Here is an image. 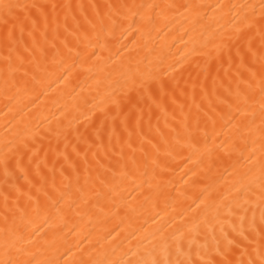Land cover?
<instances>
[{"label":"bare ground","instance_id":"6f19581e","mask_svg":"<svg viewBox=\"0 0 264 264\" xmlns=\"http://www.w3.org/2000/svg\"><path fill=\"white\" fill-rule=\"evenodd\" d=\"M6 2L43 7L15 9L7 24L0 17V240L7 215L9 225L23 221L29 231L37 230L34 238L50 241L60 264H74L97 250L112 259L155 256L172 264H210L221 259L229 241L241 242L235 250L241 258L247 241L239 233L247 235L252 214L241 221L243 213L230 212L229 205L242 197L233 165L239 172L248 165L235 155L229 160L217 147L234 134L219 101L238 92L253 95L258 122L261 76L257 71L253 79L240 67L235 49L230 64L227 55L217 59L203 42L209 31L227 27L208 5L259 0ZM125 3L205 8L199 22L183 7L166 10L159 30L149 27L133 36L112 27ZM9 30L13 38L6 45ZM254 44L259 47L258 37ZM137 60L141 68L151 61L178 71L172 73L175 80L164 75L166 94L154 90L141 100L126 126L128 106L112 81L120 79L114 69ZM245 64L258 70L259 53L255 61L245 57ZM6 77L17 84L7 96ZM114 100L122 102L120 108ZM16 132L27 133V147L19 151ZM8 141L13 143L6 147ZM133 150L139 170L129 163L131 174L124 176ZM101 188L114 191L98 197ZM255 211L259 222V208Z\"/></svg>","mask_w":264,"mask_h":264},{"label":"snow or ice","instance_id":"6c2138e0","mask_svg":"<svg viewBox=\"0 0 264 264\" xmlns=\"http://www.w3.org/2000/svg\"><path fill=\"white\" fill-rule=\"evenodd\" d=\"M42 8L38 5H24L6 2L0 0V17L5 19L7 24V17L11 16L15 9L18 8ZM57 6L52 5L55 9ZM109 7H113L109 5ZM178 7L185 8L192 14L196 22L203 19L201 10L205 8L202 4H187V5H158V4H122L118 8L123 10L119 13V20L112 21L113 30L118 26L122 31V35L129 33L133 36L144 32L151 27L154 30L158 29V22L167 19L166 10L176 9ZM207 7L213 8L214 11L221 13L220 19L225 20L227 27L224 31L217 32L209 31L208 37L203 42V47H211V51L216 53L217 59H223L227 55L228 62L231 64L233 61V49L235 55L240 59V67L247 71L251 78H255L257 71L261 76V88L259 99V114L257 122V112L253 107L254 96L251 94L237 93L234 98L222 99L220 104H225L228 110L227 123L234 129V134L230 136L221 147L224 156L229 160L235 155L238 159L247 161L246 170L239 172L233 165L234 172L238 176L236 183L240 185L236 189L237 193H242L241 199L234 200L229 205L230 212H242L240 216L241 221L247 219V214L251 212V219L248 221L247 235L242 230L239 235L247 244L241 250V258H235V250L241 249V242L229 241V247L221 254V259L218 261L210 262V264H264V0H259V3L238 2L228 4H217L215 6L208 5ZM156 9H160L156 12ZM203 27V25H202ZM259 38V47H255L254 41ZM13 38V31L9 30L5 37L6 45ZM133 43H139L134 40ZM211 51L204 53L211 55ZM259 53V69H254V66L245 64V57H252L255 61ZM95 55V53H93ZM19 59V57H18ZM142 61L137 60L135 66L132 61L127 64H122L119 68L114 69L120 79L112 81L123 92L125 103L128 106V114L125 119L127 126L128 120L135 115V109L141 100L145 97L151 98L153 91L158 90L162 94L165 93V83L163 80L164 75H169L171 79L175 80L172 73L177 72L175 66L171 67V72L168 69H161L159 66L149 64L144 68L140 67ZM207 63V61L205 62ZM206 70V69H205ZM13 71L11 67V60L9 57V72ZM111 77V73L109 74ZM5 95L11 88L17 87L16 81L13 79L5 78L4 81ZM135 93V97L132 93ZM231 96V92H229ZM111 97V94H110ZM11 97H9L10 99ZM227 101V102H226ZM116 103L117 108L121 107V101H113ZM224 109H220V119H224ZM199 121H197L198 123ZM216 120H212L213 128H215ZM27 133L16 132L15 136L20 140L17 145V151L21 147H27L23 143L24 136ZM207 136V133H205ZM13 143V141H8ZM130 147V145H129ZM130 161L125 163V171L122 173L124 176L131 174L128 171V164L134 171L139 170L138 161L134 155ZM123 155V152H122ZM223 163V161H221ZM5 166V174L8 171L9 158L7 154L3 160ZM98 173V179H99ZM100 184L103 187H108L104 179H100ZM114 189L109 188L108 193L103 191V188L96 191L98 197L110 194ZM255 197V200L252 199ZM7 201V197H5ZM259 208V222L256 220V208ZM5 228L3 230V238L0 240V264H60L59 259L55 256V249L51 242L47 239L40 240L33 236L36 229L29 231L30 225L23 223L17 224L15 219L12 223L8 224V217L5 216ZM111 236V234H109ZM259 237V240H257ZM114 240L115 237H112ZM111 242V241H109ZM152 242L149 241V244ZM256 244V248L249 250L250 246ZM167 251V245L163 249ZM155 248L152 249V252ZM149 252V255H152ZM252 252L256 253L253 257ZM126 255V253H125ZM247 255L248 259L242 257ZM74 264H172L171 261H161L153 256L151 259H112L97 250V253H87L81 259L75 261ZM179 264V262H177Z\"/></svg>","mask_w":264,"mask_h":264}]
</instances>
